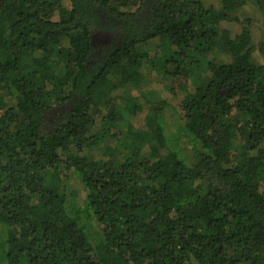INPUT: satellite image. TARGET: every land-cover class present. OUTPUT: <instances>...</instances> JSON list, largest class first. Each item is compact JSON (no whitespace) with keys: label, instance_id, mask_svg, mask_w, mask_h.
Here are the masks:
<instances>
[{"label":"trees","instance_id":"trees-1","mask_svg":"<svg viewBox=\"0 0 264 264\" xmlns=\"http://www.w3.org/2000/svg\"><path fill=\"white\" fill-rule=\"evenodd\" d=\"M203 1L0 0V264H264V62Z\"/></svg>","mask_w":264,"mask_h":264},{"label":"rangeland","instance_id":"rangeland-1","mask_svg":"<svg viewBox=\"0 0 264 264\" xmlns=\"http://www.w3.org/2000/svg\"><path fill=\"white\" fill-rule=\"evenodd\" d=\"M206 6H213L217 9H223L221 0H204ZM234 15L238 18V21L221 20L219 22V28L227 29L231 36L239 33L241 29L246 28L251 36V42L253 45L252 60L255 63L264 62V53L261 47L264 43V13L258 3V0H243L240 8L235 11ZM106 42L104 40L98 41V44ZM154 82L152 85H156ZM156 87H160L157 85Z\"/></svg>","mask_w":264,"mask_h":264},{"label":"water","instance_id":"water-1","mask_svg":"<svg viewBox=\"0 0 264 264\" xmlns=\"http://www.w3.org/2000/svg\"><path fill=\"white\" fill-rule=\"evenodd\" d=\"M259 2H260V5H261V8H262L263 11H264V2H263V0H259Z\"/></svg>","mask_w":264,"mask_h":264}]
</instances>
